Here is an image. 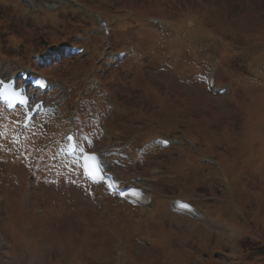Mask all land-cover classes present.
Segmentation results:
<instances>
[{"label":"rangeland","instance_id":"rangeland-1","mask_svg":"<svg viewBox=\"0 0 264 264\" xmlns=\"http://www.w3.org/2000/svg\"><path fill=\"white\" fill-rule=\"evenodd\" d=\"M77 1L92 17H112L110 46L93 22L70 12L56 15L59 22L47 14L40 24L16 1L0 0V73L33 69L30 56L21 57L27 47L53 48L86 24L90 34L76 33L74 43L89 50L85 59L33 70L60 80L59 93L67 96L77 79L98 76L111 108L105 113L87 100L99 119L78 121L79 137L104 124L109 134L91 149L107 151L110 168L125 184L148 190L154 205L139 213L110 197L99 200L60 154L65 123L56 128L47 120L37 123L41 131H28L18 125L20 114L0 108V244L8 245L0 249V264H264V0ZM125 9L135 16L123 15ZM148 17L163 19L168 34L150 30L157 19ZM131 46L136 57L124 64L102 75L106 68L89 67L94 52L98 62L103 52ZM210 66L219 86L230 87L224 97L204 87ZM73 109L61 102L54 119ZM154 135L188 139V165H178L187 146L154 148L143 160L131 152L128 162L122 150L110 151ZM206 158L219 168L198 164ZM170 198L192 200L217 227L168 213Z\"/></svg>","mask_w":264,"mask_h":264},{"label":"snow or ice","instance_id":"snow-or-ice-1","mask_svg":"<svg viewBox=\"0 0 264 264\" xmlns=\"http://www.w3.org/2000/svg\"><path fill=\"white\" fill-rule=\"evenodd\" d=\"M90 175H92V176H93V179H95V176H94V174L90 173Z\"/></svg>","mask_w":264,"mask_h":264},{"label":"trees","instance_id":"trees-1","mask_svg":"<svg viewBox=\"0 0 264 264\" xmlns=\"http://www.w3.org/2000/svg\"><path fill=\"white\" fill-rule=\"evenodd\" d=\"M223 13H225V11H223ZM14 37V36H13Z\"/></svg>","mask_w":264,"mask_h":264}]
</instances>
